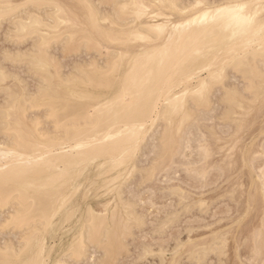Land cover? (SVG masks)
<instances>
[{"label": "bare ground", "instance_id": "6f19581e", "mask_svg": "<svg viewBox=\"0 0 264 264\" xmlns=\"http://www.w3.org/2000/svg\"><path fill=\"white\" fill-rule=\"evenodd\" d=\"M117 2L128 6L122 10L120 21L114 20L110 14L109 6ZM226 2L228 0H0V6L4 4L59 5L65 17L73 21L72 25H65L60 29L61 34L65 30L72 34V40L67 49L62 46L51 47L48 54L51 68L47 75L42 77L43 82L37 78L35 70L30 74L27 68L29 61L25 59V54L31 55L29 50L32 44L30 42L9 43L13 47L9 46L0 50V61L4 60L5 51L10 59L16 58V54H19L21 61L16 66L11 63L4 65L14 73L16 79L0 84V89L9 87L16 97L15 104L10 108H5L6 97L0 91V151H14L17 154L7 163L0 161V201L4 202L3 206H0V213L5 214V211H8L7 218L3 219L4 222L1 224L3 225L2 229H10L18 234L16 243H13V239L4 240V243L1 241L0 249L5 243L10 248H19L21 242L27 240L29 244L24 252L26 259L36 258L40 253V256L46 258L49 264H63V261L68 258L66 253L72 247L73 240L85 238L91 214L94 217L92 225L94 234L90 246L87 248L88 264H95L97 260H101L102 264H118L120 258L125 255L123 253L130 252L128 238L135 237L136 230H140L137 228L144 229L149 221L147 217L146 222L147 213L144 214L140 209V211L138 210L139 201L137 204L135 200L131 199V195L130 197L127 195V188L131 183L135 184V188H140V192H143L144 190L142 191L141 188H148V184L159 182L157 179L160 174L162 175V172L164 174L175 164L177 165L176 157L189 159L186 151L195 150L194 145L192 146L193 130H196L199 134L197 135L200 136L195 140L199 142V146H197L202 151L199 150V152L204 153L206 158L211 156L215 147L218 148L216 154L218 152L225 154L231 148L237 147V143L242 139L241 132L246 127V117L254 109L264 105V59L260 58L258 52L254 57H246L241 67L224 69L223 76L218 86L212 91L211 98L206 105H200L184 98L181 110L174 112L167 120L163 119L162 113L157 118L152 117V111L155 102L159 99V93L163 89L167 72L175 71L180 76L198 72L203 64L202 59L193 58L178 66L173 64L168 69H161L154 59L150 60L145 56L135 61L130 70L122 59L120 70L116 74L110 75L108 72L109 66L113 63V53H120L122 57H127L141 48L174 44L176 42L174 34H169L172 35V39L169 40L168 36L161 32L160 39L156 40L149 37L148 33L155 32L158 26L186 23L197 12L193 5L209 3L220 5ZM242 2L258 4L260 0H242ZM101 5L103 7L98 9L97 6ZM17 11H22V9H17ZM2 13L3 8L0 7V14ZM93 13H96L95 18H93ZM25 19V17H20L17 23H23ZM132 20L135 22L126 23ZM10 28L13 29V37L24 35L23 32L17 33L13 25L0 22V35L2 32L3 41H5V36L9 33ZM29 34H31L30 29ZM57 35V33L49 32V36L53 39ZM214 35L215 32L211 28L206 30V35L200 27H197L192 33L193 37L202 40H211ZM138 36L144 37V39H138ZM105 45H109L110 49ZM56 48L61 52L59 55L91 51L92 56L88 60L75 61L66 68L53 52ZM104 49L108 50V55L101 58ZM224 58H228V53L224 54ZM10 67L23 68V73L33 79L32 87H29L30 85H28L27 79L23 78V74L22 77L17 69L12 70ZM127 71L131 72L128 84L129 97L135 98L137 101L136 106L130 110L123 100L112 103L117 93L120 76L122 73L127 74ZM145 80L150 81L149 89L140 88L141 82ZM40 88L45 89L51 97L58 101L55 114L51 118L42 107H25L23 98L26 89L35 92ZM106 102H108V106L104 107ZM166 104V101H161L162 106H166ZM210 114L214 115L213 118H206ZM148 119H152L151 127L147 128L146 135L141 136V125ZM212 119L217 120L218 124H222V127L229 128L228 131L232 130L230 134L227 132L228 140L218 136L216 125H202L203 122ZM44 124L49 127L44 129ZM114 129L116 131H113ZM13 134L15 135V147H10L5 137H11ZM150 138L153 143L151 146L149 145L150 150L147 155L144 151L149 148L145 147L143 150V147L150 141ZM208 138H211L215 145L210 143L209 145ZM45 150H49L52 154L43 160L38 159V154ZM195 151L197 153L198 150ZM141 154L142 157L143 154L145 157L149 156L147 162L139 160ZM223 157L227 161L223 158L221 160L228 162L229 165L227 163L228 168L225 167V171L221 173H225L227 170L229 172L230 169H233L231 168L233 161L229 160L232 156L229 157L225 154ZM212 158L207 159L209 164H211ZM241 158L243 166H247L248 163L244 156ZM221 160L220 162H222ZM196 161H185L176 167L190 166L189 170L194 171V175L193 172H189V175H192L190 177L202 180L201 176L206 175L208 167L195 166L200 163L199 159ZM205 164L206 161L203 165L205 166ZM222 164L218 163L216 168L211 167V169L218 171V167ZM199 166L200 169L195 168ZM259 171L262 172L259 176V186H261L264 202V168ZM195 172L199 176L202 175L199 177ZM163 179L165 182L167 181L166 178ZM198 179L196 181H199ZM205 180L203 178L202 181L205 182ZM202 181L201 183H203ZM170 182H166L168 185L165 184L164 187L159 188L162 191L161 195H166L161 199L164 201L167 197L170 200L173 198L174 204L173 206L171 204V207L170 204L165 206L166 209L161 208L163 211L162 213L160 211V218L156 217L155 223L154 220L152 221L150 232L157 235L156 238H164L170 229L177 227L184 215L189 216L194 210L205 215L210 209V205L205 199H193L191 192L185 189L187 187L184 188L180 185L181 183L174 185ZM155 184L153 185L155 186ZM155 187L152 188L150 185L145 192L152 190L153 196L154 191L155 193L159 192L158 186ZM82 189L83 193L81 194ZM235 192H230V195L232 193L234 196ZM91 193L97 202L103 199L105 202H101L97 208L94 207L87 202L88 195ZM201 195L203 196V194ZM20 219H23L24 223H17V220ZM41 219L48 221L47 227L43 231L36 228L32 232H28V228L35 226ZM192 231L193 229H187L186 232L191 233ZM214 232L210 239L203 242H196L197 239L193 242V237H191L192 239H188L190 235L187 237L186 242L190 244V248L188 255L185 256L190 260L189 262L206 264L209 262H207L209 257L213 255L218 259V264H225L222 260L227 244L225 233ZM221 236L224 237L222 241ZM233 239L235 240V238ZM175 240L176 245L173 250L177 253L187 243H183L184 240L180 242L178 238ZM218 241L224 244V247L219 250L215 246ZM252 242L253 258L261 259L262 261L259 262L262 263L259 264H264V218L261 225L255 228ZM154 245L145 243L140 246L141 250L139 249L140 252H137L136 258H132L133 262L147 261L151 257L153 259L157 257L158 263L156 264L165 262V253L168 252V249L161 247L162 244L159 247L158 242L159 250L155 252L156 250L153 248L157 245ZM91 250L94 252L92 255L90 254ZM0 258H3L2 252H0ZM173 264L177 263L174 261Z\"/></svg>", "mask_w": 264, "mask_h": 264}, {"label": "snow or ice", "instance_id": "6c2138e0", "mask_svg": "<svg viewBox=\"0 0 264 264\" xmlns=\"http://www.w3.org/2000/svg\"><path fill=\"white\" fill-rule=\"evenodd\" d=\"M0 7L3 8V13L0 14V22L13 25L17 33H24L22 37L20 35L13 37V29L10 28L9 33L5 36V42L16 44L30 42L32 44L29 50L31 55L25 54V59L29 61L27 68L30 74L35 70V75L43 82L42 77L46 76L51 68L48 55L51 47L62 46L67 49L71 43L72 34L68 30L61 34L60 29L65 25H72L73 21L67 19L61 7L55 4H4ZM102 7V5L97 6L98 9ZM109 7L112 18L120 21L122 10L128 6L117 2ZM193 7L197 9V12L186 23L158 26L155 32L148 33L149 37L156 40L160 39L159 34L161 32L165 33L169 40L172 39V35L169 34H174L176 42L171 46L164 44L158 47L141 48L127 57H122L120 53H113V63L108 69L110 75H114L120 70L122 59L128 70L133 67L135 61L145 56L150 60L154 59L161 69H168L173 64L178 66L180 63L193 58L203 60L200 71L192 72L187 76H180L175 71L167 72L163 89L160 91L159 99L155 102L152 111L153 118H157L162 113L163 119L167 120L174 112L181 110L184 98L195 101L200 105H206L211 98L212 91L218 86L225 68H239L244 64L246 57H254L257 52L260 58L264 59V0H260L258 4L246 3L242 0H228V2L220 5L211 3L205 5L195 4ZM17 9H22V11H17ZM92 15L93 18L96 17V13ZM20 17L26 18L23 23H17ZM128 22L134 23L135 21H127L126 23ZM197 27H200L205 35L206 30L211 28L215 35L211 40L193 37L192 33ZM29 29L31 34H29ZM49 32L58 35L53 39L49 36ZM137 38L144 39L140 36ZM225 53H228L227 59L224 58ZM20 62L19 54H16V58L10 59L7 51H5L4 60L0 61V84L16 79L14 73L4 65L11 63L16 66ZM130 75V71H127V74H121L117 93L112 101V103L125 101L129 110L137 104L135 98L129 97ZM140 88L149 89L150 81L141 82ZM0 91L6 97L5 108H10L15 104L16 97L12 94L11 88L4 87ZM23 100L26 108L42 107L50 118L54 116L58 104V101L43 88L35 92L26 89ZM161 101H166V106H162ZM107 106L108 102L105 103L104 107ZM151 124L152 119H148L141 125V136L146 135V130L151 127ZM113 131H116V129ZM5 139L10 147H15L14 134L11 137L6 136ZM51 154L49 150H45L38 154V159L43 160ZM16 155L14 151H0V161L7 163L10 158ZM3 204L4 202L0 201V206H3ZM17 223L22 224L24 220H17ZM47 224L48 221L45 219L38 220L35 226L28 228V232H32L36 228L43 231ZM93 224L94 217L90 214L89 228L85 238L83 240H73L72 247L66 253L68 258L63 261V264H88L89 253L87 248L90 246L94 234ZM9 230L5 229V232ZM223 239L224 237L221 236V241ZM28 244L29 241L24 240L19 248H10L5 243L3 248L0 249V252L3 253L0 264H49V261L42 258L40 253L37 254L36 258L26 259L24 252ZM215 246L219 250L224 247V244L218 241ZM95 264H102V261L97 260ZM133 264H140V262L134 261ZM161 264H165V262L162 261ZM239 264H247V262L240 261Z\"/></svg>", "mask_w": 264, "mask_h": 264}, {"label": "rangeland", "instance_id": "374dc122", "mask_svg": "<svg viewBox=\"0 0 264 264\" xmlns=\"http://www.w3.org/2000/svg\"><path fill=\"white\" fill-rule=\"evenodd\" d=\"M0 36H1L0 37L1 38L0 50L5 48V47H9V46H10V48L13 47V46H11V44L3 41L4 37L2 38V36H3L2 32H1ZM5 44H7V45H5ZM105 47L110 49L109 45H105ZM104 50L106 51V49H104ZM104 50H102L101 58H104L105 56L108 55V50L106 52ZM53 52L55 53V55L57 57H59L61 63L65 67L66 66L68 67L69 65H71V63H73L75 61H83L86 59L88 60V59H90L89 57L92 56L91 51H87V52L86 51H82V52L79 51V52H75V53L69 52V53H67V55L66 54L59 55L61 52H59V49L56 48L53 50ZM105 53H107V54H105ZM11 69L12 70L17 69V72H19V74L21 76L23 74L24 77L23 76L22 77L25 78V80L27 79L26 81H27L28 85H30L29 87H32L33 79L28 74L23 73V71H24L23 68L21 69L20 67H14V68L12 67ZM213 116H214L213 114H210V115H207L206 118H213ZM263 118H264V105L259 106L258 108L254 109L253 112H251L250 115L248 117H246V120H245V121H247L245 123L246 127L243 128V131L241 132L242 135L240 134L242 139H240L239 142L237 143V147L231 148L232 151L231 150L226 151V153H225L226 156H229V157L232 156L231 159L228 158L230 161H233L232 167H231L233 169L232 170L230 169L232 171V173L230 172V170H229V172L227 170L225 173H221L222 171H225V167L228 168L227 166L229 165V163L225 162V161H227V159L223 157L225 154H221L219 152L217 154L215 153L216 151H218L217 147H215V148L213 147L214 149L212 151V154L208 158H206L204 156L205 155L204 153H203L204 155L201 153L202 151L200 150V148H198L199 142H197V140H195L197 137H200V136H198L199 134L197 133L196 130H193L194 136L192 137V146L194 145L193 147L195 148V150H198V151L196 153L195 150H194L195 152L193 150H188V151H186V153L189 155V159L191 161L197 162L196 160L199 159L200 163L196 164L195 166L200 165L201 168L208 167L207 173L205 176H201L202 174H200V176L203 177L204 180L206 178V180H205V182L207 181L206 184L204 181H202L203 178L201 180V179H198L195 177L196 180L197 179L199 180V181H196L194 177H190L192 175L191 174L189 175V172H193V175H194V171L189 170V168H191L190 166H187V165L183 166L182 165L180 167H176L177 165L179 166L180 164H182L185 161L190 162V160L188 158H186V160H185L184 158L182 159V157H176L177 165L175 164L174 167L172 166L173 168H171L169 170L170 172L166 171V173H164V174L162 172V175L160 174L161 178L160 177L158 179L156 178L157 181H159V182H154L153 184L156 183L155 186H158V190H159V188L164 187L165 184L168 185L166 183L168 181H171L170 183L174 184V185L175 184L179 185V183H181L180 184L181 186H184V188L187 187L185 189H187L189 192H191L193 199L194 198L195 199H200V198L205 199L206 202H208L207 204L210 205L209 206L210 209H209V212L205 215L201 214L198 210H194L192 212L194 214L191 213V214H189V216L184 215L185 217L183 216L182 217L183 219H180L177 227L175 226V227H173V229H170V231H168V233H166L164 238L163 237H161V238L157 237L156 238L157 235L152 234V232H150L151 231L150 229L153 225V222L154 223L156 222L155 221L156 217H157V219H158V217L160 218L161 208L166 209L164 207L169 206V204H170V207H171V204L173 206L174 202H172V200H174V199L171 198L172 200H170V198L167 197L163 201L162 199H163V197H166V195L165 194H164V196H163V194L161 195V192H162L161 190H159L160 193L158 191H156L157 193H155V191H154L153 196H152V190L145 192L146 190H148L150 185L152 188L155 187L151 183L148 184V188L147 187H145L144 189L141 188L142 191L144 190L143 192L145 194L143 192H140V188H135V186H134L135 184L132 185V183H131L129 185V187L127 188V195L129 197L131 195V197H132L131 199L135 200L137 202V204L139 201L138 210L140 209L141 212H143L144 214L147 213L146 222L148 219H149V221L146 224L147 227L144 226V229H142V230H141V228H137L140 230L135 229L136 233H137V234L134 233L135 237L128 238L129 241L128 240L127 241L129 242L128 244L130 245L129 248H130L131 253L130 252L129 253H123L125 255H123L122 258H120V261L118 264L133 263V259L137 257L136 256L137 252H140V250H141L140 246L144 245L145 243H146V245L151 244V246L154 244L157 245V246L154 245L155 247L153 249L156 250L155 252H158V250H159L158 249V242H159V247L162 244L161 247H163L164 249H168V252L165 253V255H166L165 259L167 260V261L165 260V264H170V261L172 262L171 264H173L174 261L177 264H192V262H189L190 260H188V258L186 257L188 255V250L190 248V244L186 242L187 237L189 235H190V237H188V239L193 237L194 238L193 242L196 239L198 240L196 242H203V241H207L208 239H210L212 237V234L214 231L221 232L223 234L225 233L224 236H226L225 238L227 240V244H226V248H225L226 249L225 255L223 256L224 258L222 259L224 261L223 263H225V264H239L240 261H245V262H247V264L262 263V262H259L261 259L258 260V259L253 258L251 245H253V242H252L253 232H254L255 228H258L261 225L262 220L264 218V202H263V198H262L261 186H259L260 185L259 184L260 183L259 176L262 173L261 171H259V169L261 170L262 168H264V154H263V152H264V150H263L264 149V119ZM202 125H208V126H215L216 125L217 128L216 127L215 128H216V130L218 129V132H217L218 136H220L221 138H224V139H227L229 137V134L232 132V130L228 131L229 128L227 129V127H222L221 126L222 124H220V123L218 124L217 120H215V119L203 122ZM219 125H220V127H219ZM47 126H48L47 124H44L43 128L47 129L49 127V126L48 127ZM224 128H226V129H224ZM222 129H224V130L222 131ZM227 132H229V134ZM149 140L150 141H148L146 144H148L149 142L150 143L147 146L145 144L143 147V150H145V147L149 148L152 145V143H153L152 138H150ZM208 140H209L208 144L210 143L212 145L215 143L211 138H208ZM249 143H250V145H249ZM196 147H197V149H196ZM244 147H246V148H244ZM149 150H150V148L148 150L146 149V151H144V152L147 153V155H148ZM199 150L201 152H199ZM190 151H192V152H190ZM198 152H199V154H198ZM201 155H203V156H201ZM190 156H191V158H190ZM212 156H213V158H212ZM243 156L248 163L247 166H243L244 164H243V161L241 158ZM140 157L141 158H139V160H141V161L143 160L142 162H147L146 160H148V158H149V156H146L147 157L146 158L144 156V154H143V157H142V154L140 155ZM201 157H203V159H201ZM143 158H145V159H143ZM209 158H212V160L210 159L211 160L210 163L212 165L209 164V162L207 160ZM221 158L226 159V160L225 161L221 160ZM238 158H239V160H238ZM200 159L203 161H201ZM232 159H234V160H232ZM220 160L222 162H220ZM252 160H254V161H252ZM205 161H206V164L204 166L203 163ZM218 163H220V164L223 163L222 165H220L223 167H221V168H220V166L218 167L219 169H221L220 171H219V169H218V171H217V169H213V168L217 167L216 164H218ZM227 163H228V165L226 166ZM233 164H234V167H233ZM200 166L195 167V168L200 169ZM211 167H213V168L211 169ZM258 167H260V168H258ZM186 168L188 169L187 171H186ZM171 171H172V173H171ZM208 173H209V176H208ZM195 174L197 176H199L197 174V172H195ZM163 178H166L167 181L165 182ZM171 178H172V180H171ZM154 181H156V180H154ZM201 181L203 183H201ZM160 182H162V183H160ZM204 185H206L207 187ZM155 189H157V187H155ZM130 190H132V191H130ZM232 191L233 192L236 191L235 192L236 194L234 196H232V193L230 195V192H232ZM82 193H83V189H82L81 194ZM135 193H136V195H135ZM201 194H203V196ZM133 196L135 197V199ZM89 197L92 199L90 200ZM139 197L141 200L139 199ZM94 199H93V193H91L88 195V199H87L88 201L87 202L91 203L96 208L100 205L101 202L102 203L105 202V199L100 200V201L98 200V202H97V199L96 200H94ZM92 201H94V202H92ZM140 201H142V202H140ZM164 202L165 203L167 202L166 205ZM161 205L162 206L164 205V206L162 207ZM163 209H162V211H163ZM162 211H161V213H162ZM7 215H8V211H5V214L0 213V225H1L0 226V236H1L0 242L1 241L3 242L4 240L8 241V239H10V240L13 239L14 242L13 241L12 242L16 243V241L18 240L17 232H14L11 230L5 232V230L2 229V226H3L2 224H3L4 220L7 218ZM147 217H148V219H147ZM150 222H152V223H150ZM190 224H192V225H190ZM209 225H211L212 227ZM191 226H192V228H190ZM1 229H2V232H1ZM187 229H193L194 232L193 231L191 233L186 232ZM135 230H134V232H135ZM211 232H212V234H211ZM3 233H4V235H3ZM142 235L145 237H143ZM175 238H178V240H180V242H183L181 240H184L183 243H185V244L187 243L186 246L183 248L184 250L186 249L185 251L183 249H179V252L175 253V251L173 250L174 246L176 245ZM233 238H235V240ZM160 242H161V244H160ZM169 248H171V249H169ZM90 252H91L90 253L91 255H92V253H94L92 250ZM212 256L209 257L210 259L207 260V262L208 261L209 262L206 264H216V263L218 264L219 263L218 259L215 258V256H213V257ZM168 258H169V261H168ZM178 261H179V263H178ZM139 262H140V264H141V262H142V264H154V263L156 264V263H158V259H157V257L154 259L151 257V258H148L147 261L144 260V261H139ZM187 262H189V263H187Z\"/></svg>", "mask_w": 264, "mask_h": 264}]
</instances>
